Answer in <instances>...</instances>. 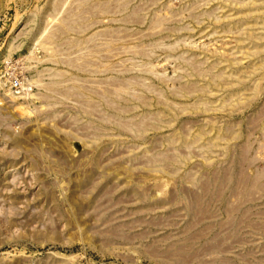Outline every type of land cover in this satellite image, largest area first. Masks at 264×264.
Wrapping results in <instances>:
<instances>
[{"label":"rangeland","instance_id":"1","mask_svg":"<svg viewBox=\"0 0 264 264\" xmlns=\"http://www.w3.org/2000/svg\"><path fill=\"white\" fill-rule=\"evenodd\" d=\"M0 264H264V0H0Z\"/></svg>","mask_w":264,"mask_h":264},{"label":"built area","instance_id":"2","mask_svg":"<svg viewBox=\"0 0 264 264\" xmlns=\"http://www.w3.org/2000/svg\"><path fill=\"white\" fill-rule=\"evenodd\" d=\"M11 67L7 66L5 72L1 74L0 81L11 93L17 97H24L33 92L34 85L26 76H18L14 72L11 73Z\"/></svg>","mask_w":264,"mask_h":264}]
</instances>
